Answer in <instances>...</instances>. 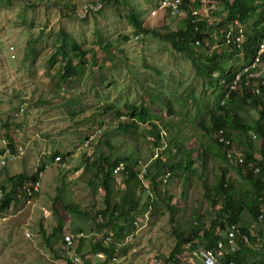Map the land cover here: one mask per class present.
Here are the masks:
<instances>
[{
	"label": "rangeland",
	"instance_id": "rangeland-1",
	"mask_svg": "<svg viewBox=\"0 0 264 264\" xmlns=\"http://www.w3.org/2000/svg\"><path fill=\"white\" fill-rule=\"evenodd\" d=\"M158 2L0 0V155L4 153L2 140L7 131L17 144L12 154L16 156L18 148L26 151L23 157L13 160L8 157L5 164L0 162V187L5 186L9 191V179L21 173H35L32 160L41 162H37L34 150L27 147L32 138L50 142H60L63 138L76 146L79 153L74 161L71 154L64 155L60 163L70 160L74 167L69 170L60 171L59 163L49 159L40 192L30 203L26 204L28 200L23 198L0 213V264H67L69 255L63 250L62 238H55L52 247L47 242L59 221L55 208L68 226L73 220H80L76 224L83 228L84 237L75 239L77 246L84 240L81 252L76 250L80 264H152L155 257L168 260L179 237L186 238L195 224L201 230H209L223 205L220 200L206 199L204 182L212 188L222 171H226L236 194L249 190L248 181L238 174L236 166L223 161L214 137L203 129V124L213 123V113L225 117L215 109L222 88L221 81H217L219 71L211 84L207 77L196 73L188 54L175 50L165 40L136 31L130 21L132 13H138L144 26L162 35L186 28L187 12L179 17L162 13L152 16ZM261 10L264 12V0ZM262 11L260 26H264ZM219 18L216 13L215 24ZM256 18L253 16V21ZM254 27L255 22H249L246 32ZM62 30L87 52L86 72L82 77L62 80L64 60L58 57L49 63ZM207 63L211 65V61ZM230 64L238 68L243 58L224 60L225 73ZM144 107L150 122L145 124L136 117V125L118 129L121 115L129 119L134 108L139 111ZM169 110L171 115L167 113ZM258 116V110L248 105L242 108L238 118L252 124ZM100 125L103 127L95 145L97 149L95 146L90 149L88 157L82 154L81 139L88 130ZM151 125L168 138V143L155 145V137L149 131ZM233 135L235 144L241 143L240 149L245 151L249 140L236 131ZM42 145L45 150L50 148L49 143ZM187 153L191 156L187 157ZM119 155L150 163L149 168H154L159 160L154 168H159L158 177L169 171H163L161 166L165 163L186 165L191 160L192 164L172 173L169 183L160 188V194L154 190V204L138 190L137 218H146L147 222L119 241L122 245L114 256L116 261L106 263L89 249L88 241L91 245L90 234L98 229L95 212L104 208L105 182L98 162ZM80 168L82 172L77 176ZM116 177L110 189L113 202H118L126 190L123 175ZM40 225L46 232L44 235L38 231ZM106 230L97 232L106 239L109 236ZM27 232L32 233L31 238L26 237ZM251 244L255 246L258 242L251 240ZM252 251L247 254L246 264L256 260Z\"/></svg>",
	"mask_w": 264,
	"mask_h": 264
},
{
	"label": "trees",
	"instance_id": "trees-1",
	"mask_svg": "<svg viewBox=\"0 0 264 264\" xmlns=\"http://www.w3.org/2000/svg\"><path fill=\"white\" fill-rule=\"evenodd\" d=\"M210 1L216 2L219 5V11L217 10L218 12L215 10L210 12V15H213V17H216V13L220 15L218 24H211L209 20L204 15H202V11L198 16H194L191 13L192 11L187 9V5L190 3V0H184L183 5V10L187 11L189 15L186 28L176 33L162 35L155 30H151L147 26L143 25V22L139 19L138 13H132V18L130 21L136 31L142 32L146 35L151 34L155 38L165 40L169 42L175 50L188 54L193 61L196 73L201 77H207L211 84H214L213 78L217 71H219L217 76L218 82L226 78L227 82L231 83L238 71L243 69L245 66H250L252 64L264 39V26H260V17H262V14H260V11H262L261 0ZM195 5L196 9L200 10L201 3L196 2ZM255 15L257 18L253 21V16ZM235 20L239 21L240 24L244 25L245 27L249 22H255V27L252 28L250 32H246L245 42L240 48L233 44H229L227 46L225 45L228 32L231 30ZM60 36L62 40L61 45ZM198 40L201 44L200 50H196L198 47L195 43ZM108 48L110 49V47ZM86 56L87 52L83 50V47L78 42H76L71 35L66 34V32L62 30L59 35L58 48L54 54H52L49 63L51 64L55 62L58 57H61L64 60L63 74H61L62 80L82 77L86 72ZM232 58H243V64L238 68H232V65L230 64V69L227 73H225L223 70V61ZM207 61H211V65H208ZM261 80H264V76ZM217 95L219 96V100L215 109L221 111L225 117H221L220 115L218 116L217 112L213 113V123L210 124V126L203 124V129L208 135L214 137V143L219 148L223 161L228 163V165L229 160L227 154L228 151L231 150L230 148L232 146L240 148L241 146V143H238L239 145L235 144V137L233 135L234 131L238 132L249 140L246 150L244 151L242 149L246 156V165H242V167L237 166V171L239 174L245 171V174L242 175V177L247 181L252 182L254 191L258 194L264 189V83L261 85V94H253L249 87H245L242 84L239 88L229 94L226 103L223 105L222 102L226 96L225 89L221 88ZM248 105L254 109H257L259 114L257 120H254L252 124H249L247 121L240 120L238 118L242 108ZM167 113L171 115L170 110L167 111ZM136 117L145 124L151 120L150 116L148 115L147 108H141L139 111H136L134 108L129 119H127V117L125 120H120L122 122H119L118 129H121L123 125H126L125 127H129V124L132 126L136 125ZM220 130L225 131L226 137L232 141V145L225 146L223 143L219 142L217 134ZM149 131H152L151 134L155 137V145L162 144V142H166L168 140L166 136L161 135L160 131L155 125H151ZM252 133L256 135V139H253L251 135ZM5 140H7L9 149L15 153L17 144L13 136L10 135L8 131L5 133ZM166 143H168V141ZM258 143L260 145H258ZM95 148L97 149V146H95ZM179 151L180 150H178V152ZM190 152H192V150H190ZM257 153L260 154L259 160H255ZM186 156L190 157L191 153H187ZM56 157L63 159L64 155H60V153L52 151L50 156L44 155L42 157V162L38 164L34 174L29 175L27 173H21L9 179L11 184L9 191L6 190L5 186L0 187L4 192V197L2 201H0V213L7 211L11 204L19 202V197L23 195L22 189L24 186L30 185L38 180L40 174L47 169V165H50L49 159L52 158L55 161ZM158 161L154 163V168L157 167ZM187 161L188 163L186 162V165H184L182 162H174L165 163L161 167L163 168V171L169 170L170 172L175 173L185 170L186 166L192 164L191 160ZM252 162L257 163L260 166V174L255 175L249 168V164ZM120 163H124L126 165V172L123 174V182L126 184V190L122 197L119 198L118 202H113L110 199V189L112 183L115 181V179H117V177L113 175V170ZM98 164L100 174L103 176L105 182V199L103 210L95 212L97 215L96 220L98 221L96 226L98 229L107 228L106 232L111 237V242L109 244L105 243L104 234L102 236H98L97 238L94 237L92 242L95 240L96 241L91 244L92 248L90 250L93 251V253H103L106 256L105 262L107 263L108 261H112L116 255L119 241H122L124 237L127 236V234H130L132 230L136 229L134 221L137 217L138 210L140 209V200L137 196L139 180L136 171L137 162L133 161L131 156L119 155L114 159L109 156L108 158H102ZM154 168H149V171L150 176H152L155 184V180L159 174V168ZM226 176L227 172L222 171L217 184L212 188L209 186L208 182L203 183L205 188V197L207 200H220L221 204L223 202L221 209L219 212H217L216 217L211 222L212 227L206 231L201 230V228L197 226L198 224L193 225V230L190 231L186 238L181 239L179 237V241L173 249L169 259L166 260L167 263L180 264L179 258L177 256L182 253V248L184 249V245L188 242H194L195 240L199 241L201 239L203 241L206 240L210 245V248L213 247L216 239H219L221 236V233L217 234L216 229L218 228L219 231H224L228 225L242 223L241 216L246 208L249 209L250 215L254 220L259 218L261 213L258 210V207H256L258 203V195L242 192L241 194H236L234 192L233 182L229 184L226 183ZM157 188L158 187L156 186L155 191L157 194H160L159 190H156ZM56 200H58L56 201V204H58L59 199L56 198ZM210 203L212 205L217 204L212 202ZM55 209L56 213L58 214L59 221L57 226L53 229V232L47 237L48 246L50 247H52L53 240L55 238L60 236L63 242L65 235H67L65 234L66 220L63 218L61 213L57 211V208ZM78 215L83 217L82 214ZM121 220L123 223H121ZM72 225L74 226L73 229L77 227L74 221H72ZM98 229L96 230L98 231ZM38 231L43 235L46 233L42 225H40ZM241 231L246 233L247 228L242 227ZM73 232L75 236L82 233L84 234V230L81 226H78V228ZM251 240L253 239L251 238ZM83 242L84 240H80V243L78 242V246L76 244L75 252L76 250L81 252L83 249ZM194 246L197 247V244H194ZM238 247V252L231 258L228 257L226 261H228L230 258L234 260L233 264H242L243 250L247 251V248L244 247L243 243L238 244ZM71 263L72 261L68 257L67 264Z\"/></svg>",
	"mask_w": 264,
	"mask_h": 264
},
{
	"label": "built area",
	"instance_id": "built-area-1",
	"mask_svg": "<svg viewBox=\"0 0 264 264\" xmlns=\"http://www.w3.org/2000/svg\"><path fill=\"white\" fill-rule=\"evenodd\" d=\"M196 2L201 3L202 10L196 9ZM184 0H159L157 4V8L152 16H157L158 14L162 13L164 16H174L179 17L183 14V12H187L183 10ZM187 9L189 11H192L191 13L194 16H198L200 12L202 11L205 13V17L209 20V22L212 24L214 23L213 18L210 15V12L217 11L219 9V5L216 2L210 1V0H190V3L187 5ZM246 39V28L244 25L240 24L239 21L235 20L234 24L231 28V30L228 32L227 39L225 42V45L233 44L236 45L238 48L242 46V44L245 42ZM196 46L200 47V41H196ZM263 55H264V39L262 41V44L260 45V48L254 58V61L249 66H245L243 69L238 71L234 79L231 83L227 82L226 78L221 80V86L226 91V96L223 99L222 105L226 103L229 94L239 88L242 84L245 87H249L253 94H261V85L264 83L263 76H264V62H263ZM128 116L127 115H121L118 119L125 120ZM102 125L94 127L86 132V134L83 137L82 142V148L86 150L85 155L88 157L90 156V149H93L97 142H99L101 135H102ZM104 129V128H103ZM253 139H256L255 134H251ZM219 142L223 143L225 146L232 145V141L226 137L225 131L220 130L217 134ZM4 143L3 149L4 153L0 155V162L2 164L6 163V159L9 157L10 159H15L17 157H20L24 155V151L21 148H18L17 153L18 156H14L11 152V150L8 147L7 140H2ZM262 142V141H261ZM231 150L228 151L227 157L229 162L238 167H242V165H246V156L245 153L235 146H232L230 148ZM52 152L47 151L44 155L50 156ZM43 155V156H44ZM61 157V156H60ZM42 159V158H41ZM62 161L61 158L56 157L55 161L56 163H60ZM42 162V161H40ZM50 165H47L46 168H48ZM150 163L142 162V160H139L137 162L136 171H137V177L139 180V190L146 194L147 198L153 202L155 196H154V182L152 177L150 176L149 171ZM250 167L254 168V173L259 174L260 168L255 167L254 163L250 164ZM126 172V165L124 163H120L117 165L113 170V175L120 176L123 175ZM42 174H40L38 180L33 182L30 185L24 186L22 189V197L28 200L30 202L39 192L41 188V178ZM171 172L167 171L164 174H162L160 177L156 179L157 184H159L160 188L162 186H165L170 178H171ZM4 197V192L0 188V201H2ZM264 202V194L261 199ZM44 213L47 214V211L45 208H43ZM263 217H260V220ZM147 222L146 218H136L134 221L136 230L140 229L141 225L144 222ZM236 226H232L228 232L227 242H225L222 239H218L215 241V244L213 247L207 248L206 246H199L196 242H188L184 245V249H186L189 252V256L197 259L199 261V264H233L234 260L230 259L232 256H234L238 252V243L236 240ZM27 238L32 237V233L27 232L26 233ZM78 237H82L80 234ZM240 240L243 241L245 244H250V238L246 234L240 235ZM128 241V238L125 240V242ZM111 242V237L108 236L105 239V243L109 244ZM264 243V241H263ZM194 244H197L198 246H194ZM75 241L74 238L71 235H66L64 237V250L69 255L70 260L74 264H80L81 258L80 256L75 252ZM98 259L105 260L106 256L103 253H95L94 254ZM228 261H226V259ZM112 261H116V257L112 259ZM152 264H167L166 260L159 259L155 257L153 259ZM262 264H264V256L262 258Z\"/></svg>",
	"mask_w": 264,
	"mask_h": 264
},
{
	"label": "crops",
	"instance_id": "crops-1",
	"mask_svg": "<svg viewBox=\"0 0 264 264\" xmlns=\"http://www.w3.org/2000/svg\"><path fill=\"white\" fill-rule=\"evenodd\" d=\"M105 122V121H104ZM86 134V133H85ZM84 134V135H85ZM37 137L36 138H39V136L38 135H36ZM84 137V136H83ZM42 142L43 143H49L50 145H49V149L48 150H45L44 148H43V145H42ZM82 142H83V138L81 139V144H82ZM59 146H60V148H59ZM82 146V145H81ZM27 147H29L31 150H34V155H35V157L36 158H38L37 159V162H39V161H41V158L43 157V155L45 154V152H47V151H54V152H56V153H60V155H66V154H71L70 155V158H71V161H74V160H76V158L78 157V155H79V153H77V150L75 151V148H76V146H72L70 143H67V142H65L64 141V139L63 138H60V142H57V140H53V141H51L50 142V140H36L35 138H32L30 141H29V143H28V145H27ZM51 148H52V150H51ZM27 149V148H26ZM83 149V148H82ZM25 152L26 151H24V154H25ZM86 152V150L85 149H83L82 150V154L83 153H85ZM24 155H22V156H20V157H23ZM69 162H70V160H68V162H62V163H59V164H57V167H61V169H60V171H64L63 169L65 168V169H70L71 167H74V165H71V164H69ZM32 165H34L35 166V168H33V169H36V167L38 166V164L35 162L34 163V160H32ZM85 166V165H84ZM84 166H82V167H84ZM81 167V168H82ZM79 169V171H77L76 172V175L78 176V174L79 173H81L82 172V169ZM49 169V168H48ZM10 177H12V176H10ZM124 178V177H123ZM139 190V188L137 189V191ZM140 191V190H139ZM159 192H160V190H159ZM165 192V191H164ZM24 197H19V202H22V199H23ZM154 201H155V198H154V200H153V202H152V204H154ZM19 202H17V203H19ZM151 202V201H150ZM28 203H30V202H26V204H28ZM242 220H243V222L244 223H246V224H251L250 225V227H249V230L247 231V232H249V231H254V230H256L255 229V223L254 222H250L251 221V218H250V214H249V212H248V210H245L244 212H243V214H242ZM74 221V223H75V225L77 226V227H75L74 229H73V225H72V223H69V225L70 226H68L67 225V223H66V221H65V234H67V235H72L73 236V238H75L76 236H75V234H74V230L75 229H77L78 228V226H81V225H78V224H76V223H78V222H80V220H73ZM82 224V223H81ZM82 235V237H84V234L82 233L81 234ZM91 236H90V240L92 241L93 240V236H95L96 238L98 237V236H102L103 234H99L97 231L96 232H94L93 234H90ZM257 235H259V236H261L262 238H264V229H262V230H259L258 232H257ZM66 236V235H65ZM108 237V236H107ZM77 238V237H76ZM202 238V237H201ZM205 239V238H204ZM96 241V240H95ZM95 241H93V242H95ZM93 242L91 243V244H93ZM195 242L199 245V246H206L207 248H209L210 247V245L207 243V241L206 240H199V241H196L195 240ZM84 243V242H83ZM88 244H89V249H91L92 248V246L90 245V242L88 241ZM122 245V244H121ZM121 245H119L118 244V247H117V249L118 250H120V246ZM197 245V246H198ZM62 247L64 248V245H63V242H62ZM245 248H247V251L246 250H243V255H242V264H246V260L245 259H247L246 257H247V254H248V256H249V252H253L252 250H254L255 251V257H256V260L255 261H251L250 263H248V264H261V257H260V259H258V257L260 256V254H261V252H263L264 251V248H262V247H258V246H252V247H245ZM244 248V249H245ZM89 249H88V251H89ZM181 254L179 255V256H177L178 258H179V261H180V264H199V261L197 260V259H194V258H192V257H190L189 256V252L186 250V249H183L182 248V250H181ZM263 254V253H262ZM262 256V255H261Z\"/></svg>",
	"mask_w": 264,
	"mask_h": 264
},
{
	"label": "clouds",
	"instance_id": "clouds-1",
	"mask_svg": "<svg viewBox=\"0 0 264 264\" xmlns=\"http://www.w3.org/2000/svg\"><path fill=\"white\" fill-rule=\"evenodd\" d=\"M246 28V27H245ZM232 65V64H231ZM106 123V122H105ZM101 126V125H100ZM5 140V139H4ZM22 149V148H21ZM18 150V149H17ZM12 152V151H11ZM16 156H18V153L16 154ZM260 159V157H257V156H255V160H259ZM252 163H254V162H252ZM229 164H231L230 162H229ZM251 164V163H250ZM250 164H249V168L253 171V173H254V168H252V167H250ZM255 164V167H259L260 168V166L257 164V163H254ZM232 165V164H231ZM237 167V166H236ZM260 172H261V168H260ZM165 173V172H164ZM164 173H162V174H164ZM161 174V175H162ZM171 174H172V172H171ZM227 174H228V172H227ZM239 174V173H238ZM245 174V171L243 172V173H241V174H239V175H244ZM255 174V173H254ZM260 174V173H259ZM160 175V176H161ZM255 175H258V174H255ZM159 176V177H160ZM152 177V176H151ZM171 177H172V175H171ZM227 177V176H226ZM157 178H158V176H157ZM156 178V179H157ZM228 178V177H227ZM226 178V183L227 184H229V183H231V178H228L227 179ZM171 179V178H170ZM154 182V181H153ZM169 183V182H168ZM167 183V184H168ZM248 184H250V188H249V190H246L244 193H251L252 195H258V203H257V205H256V207H258V210L260 211V216H259V218L258 219H256V220H254L253 218H252V216L250 215V218H251V223L252 222H254L255 223V229L256 230H254V231H249V232H247L248 230H249V227H250V223L249 224H246V223H244L243 222V220H242V223H240V224H231V225H228L227 227H226V229L224 230V231H219V229L217 228L216 229V231H217V234L219 233H221V236H220V238L219 239H222V240H224L225 242H227L228 240H227V235H228V232H229V230H230V228L232 227V226H236L235 228H236V231H238L237 233H236V240H237V243L238 244H240V243H243L244 244V247H252L253 245L251 244V238L253 239L254 237H256L255 239H253V240H256L257 242H258V244L257 245H255V246H258V247H262V248H264V243H263V241H264V238H262L261 236H259V235H257V232L259 231V230H262V229H264V202L261 200L262 199V196H263V194H264V189L260 192V193H256L255 191H254V187H253V184H252V182L251 181H248L247 182ZM166 184V185H167ZM155 187L157 186L158 188L156 189V190H160V186H159V184H157V182H156V180H155ZM165 185V186H166ZM155 187H154V190H155ZM138 188H139V186H138ZM22 197V196H21ZM27 200V199H26ZM247 200V199H246ZM245 210H248V212H249V209L248 208H246ZM244 210V211H245ZM243 214V213H242ZM249 214H250V212H249ZM263 217L261 220H260V217ZM137 218V217H136ZM135 218V219H136ZM241 218H242V216H241ZM214 220V219H213ZM212 220V221H213ZM211 221V222H212ZM242 227L243 228H247V231H246V233H244V232H242L241 230H242ZM241 234H246V235H248L249 236V238H250V244H245L243 241H241L240 240V235ZM70 235V234H69ZM72 236V235H71ZM79 235H77L76 237L77 238H83V237H78ZM73 237V236H72ZM76 237L74 238V241H75V239H76ZM216 240H218V239H216ZM195 242V241H194ZM75 244H76V241H75ZM63 245H64V239H63ZM254 247V246H253ZM239 248V247H238ZM63 250H64V248H63ZM239 250V249H238ZM65 251V250H64ZM66 252V251H65ZM263 253V254H262ZM78 254V253H77ZM262 255V256H261ZM68 256V255H67ZM263 256H264V251L263 252H261V254H260V256L258 257V259H260V257H261V264H262V258H263ZM70 259V258H69Z\"/></svg>",
	"mask_w": 264,
	"mask_h": 264
}]
</instances>
